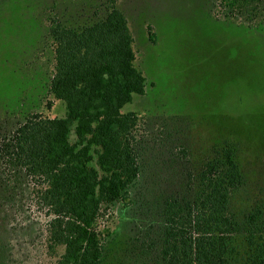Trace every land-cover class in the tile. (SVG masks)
<instances>
[{
	"label": "rangeland",
	"instance_id": "1",
	"mask_svg": "<svg viewBox=\"0 0 264 264\" xmlns=\"http://www.w3.org/2000/svg\"><path fill=\"white\" fill-rule=\"evenodd\" d=\"M110 3L127 19L146 90L122 109L137 115L139 172L107 216L101 264H157L165 203L187 198L225 143L246 180L234 205L264 202V25L225 20L215 0H0V264H56L62 253L48 250L45 211L4 144L25 117L65 113L48 91L50 21L81 27Z\"/></svg>",
	"mask_w": 264,
	"mask_h": 264
},
{
	"label": "trees",
	"instance_id": "2",
	"mask_svg": "<svg viewBox=\"0 0 264 264\" xmlns=\"http://www.w3.org/2000/svg\"><path fill=\"white\" fill-rule=\"evenodd\" d=\"M215 2L225 20L264 25V0ZM48 31L54 58L48 91L65 113L25 117L3 157L29 179L45 211L47 248L62 250L56 264H101L107 216L129 199L139 172L137 115L122 109L145 94L146 78L127 19L113 3L81 27L53 19ZM236 151L223 144L189 196L165 203L157 264H264V202L233 203L246 188Z\"/></svg>",
	"mask_w": 264,
	"mask_h": 264
}]
</instances>
